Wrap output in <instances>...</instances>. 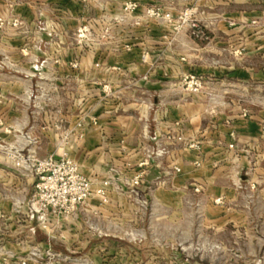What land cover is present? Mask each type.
<instances>
[{"label":"crops","instance_id":"obj_1","mask_svg":"<svg viewBox=\"0 0 264 264\" xmlns=\"http://www.w3.org/2000/svg\"><path fill=\"white\" fill-rule=\"evenodd\" d=\"M133 3L142 10L150 4L164 7L166 0H0V18L7 17L10 10L31 29L37 25L52 29L57 26L55 29L60 32V26L86 24L95 19L116 26L131 25L134 17L127 6ZM145 23L143 19L142 24ZM202 23L209 37L205 45L192 42L185 33H150L143 28V39L157 40L158 44L168 39L178 42L171 54L162 46L157 47L158 53L164 52L158 56L157 66L147 62L118 68L111 60L107 68H79L84 86L88 84L100 91L106 87L113 97H95L92 114H84V124L77 130L76 160L94 189L106 180L127 189L138 178L139 191H147L157 200L171 194L179 197L194 187H203L207 200L222 198L227 204L238 201L245 193L264 196L262 23L247 12L222 19L207 17ZM29 35L34 40L49 39L46 33ZM8 39L0 33V55L8 49L12 54L19 52L20 40L14 38L13 46L8 48L3 46ZM69 54L67 51L65 55ZM2 72L0 69V264H48L46 258L41 262L19 250L40 246L63 252V246L52 241L6 239L7 233L15 234L16 228L21 227L15 209L22 201L23 183L15 174L6 176L4 170L13 166L6 160L1 144L16 150L29 144L22 138L24 132L27 136L38 134L40 148L47 155L53 154L52 130L39 133L33 129L29 121L32 116L24 109L22 97L23 86L28 87V82H21L16 76L6 82ZM186 74L202 78L199 93L184 88L181 79ZM91 118L95 124L89 123ZM63 119L66 128L73 125L69 116ZM175 136L182 141L174 140ZM190 143H198L199 150L189 149ZM162 149L166 153L158 156ZM174 167L179 171L175 172ZM27 226L30 231L37 227L35 223ZM80 245L89 253L98 244ZM119 261L117 257L102 259L94 255L79 263Z\"/></svg>","mask_w":264,"mask_h":264},{"label":"rangeland","instance_id":"obj_2","mask_svg":"<svg viewBox=\"0 0 264 264\" xmlns=\"http://www.w3.org/2000/svg\"><path fill=\"white\" fill-rule=\"evenodd\" d=\"M129 10L134 17L131 25L116 26L95 19L69 28L60 26L61 32L55 29L57 26L52 29L37 25L31 29L10 10L7 17L0 18V33L9 38L3 46L11 48L14 38L22 45L17 54L8 49L0 55V69L4 71L1 75H5L6 82L13 81L14 76L28 82L22 91L24 109L32 116L29 121L34 130H52L54 145V153L47 155L40 148V135L27 136L26 132L22 138L29 141L27 146L13 150L1 144L6 160L13 166L4 170L6 176L15 174L23 183L22 201L15 209L21 227L16 228L15 234L7 233L6 239L37 241L38 230L54 244L63 246L64 251L40 246L19 251L39 261L46 258L48 264H80V259L94 255L102 259L117 257L121 260L118 264H264V196L252 193H245L236 202L216 204L206 199L203 187L199 192L194 187L179 197L171 194L157 200L149 192L139 191V184L122 189L108 180L105 200L97 194L100 187L94 189L93 185L91 197L72 217L55 220V229L50 233L29 219L30 200L38 178L36 161L66 157L78 164L77 130L84 124V114H92L95 97L113 98L106 87L100 91L88 84L84 86L79 68H107L111 60L118 68L147 62L157 66L158 56L164 53H158L157 47L162 46L171 54L178 42L168 39L160 41V45L157 40L143 39V28L150 33H185L192 42L205 45L209 37L202 19L247 12L258 17L264 31V0H166L164 7L150 4L140 10L133 3ZM193 22L205 30L207 39L191 36L189 26ZM30 32L46 33L49 39L34 40ZM24 37L27 38L23 41ZM64 50L70 54H61ZM190 75L193 74L183 75L182 83ZM65 115L73 123L70 128L65 127ZM93 120L89 123L95 124ZM30 223L37 225L33 231L27 226ZM84 242L98 245L88 253L80 245Z\"/></svg>","mask_w":264,"mask_h":264},{"label":"built area","instance_id":"obj_3","mask_svg":"<svg viewBox=\"0 0 264 264\" xmlns=\"http://www.w3.org/2000/svg\"><path fill=\"white\" fill-rule=\"evenodd\" d=\"M133 4L127 6L131 9ZM191 36L197 40L207 39L205 30L198 24L191 23ZM184 88L190 93H199L203 88V80L200 76L190 75L183 82ZM174 140L182 141L180 136H175ZM191 150H199L198 143H190L187 146ZM232 148V145H229ZM162 149L157 152L158 156L165 154ZM16 165L19 162L16 161ZM38 173L37 182L34 185L33 194L30 200L29 219L37 223L38 227L46 233L55 229V224L59 218H70L74 215L76 209L87 201L93 190L92 181L87 178L80 170L79 165L66 158L55 159L46 158L35 163ZM175 172L178 168L174 167ZM109 181L102 182L97 190L101 200L106 199V188ZM139 180L135 178L131 182V187L138 185ZM200 187H195L194 191L199 192ZM216 204H222V198L214 200ZM24 264V263H22Z\"/></svg>","mask_w":264,"mask_h":264},{"label":"trees","instance_id":"obj_4","mask_svg":"<svg viewBox=\"0 0 264 264\" xmlns=\"http://www.w3.org/2000/svg\"><path fill=\"white\" fill-rule=\"evenodd\" d=\"M36 236L39 241L51 242V240L46 235L42 234L38 230L36 232Z\"/></svg>","mask_w":264,"mask_h":264}]
</instances>
